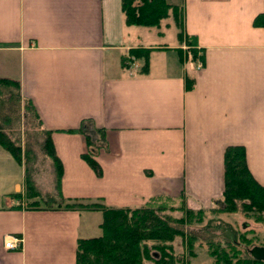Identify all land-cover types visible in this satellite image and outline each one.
<instances>
[{
  "label": "crops",
  "instance_id": "obj_1",
  "mask_svg": "<svg viewBox=\"0 0 264 264\" xmlns=\"http://www.w3.org/2000/svg\"><path fill=\"white\" fill-rule=\"evenodd\" d=\"M165 1L203 50L201 70L175 50L177 37L166 45L134 32L120 0H0V79L18 82L61 164L48 194L133 208L183 192L207 206L221 196L232 145L264 186V27L253 24L264 0ZM137 47L152 48L145 75L137 61L121 65ZM82 121L104 137L100 175L81 158L84 135L66 132ZM27 179L0 147V264H76L78 238L100 234V213L39 205ZM8 237L20 246L6 249Z\"/></svg>",
  "mask_w": 264,
  "mask_h": 264
},
{
  "label": "trees",
  "instance_id": "obj_2",
  "mask_svg": "<svg viewBox=\"0 0 264 264\" xmlns=\"http://www.w3.org/2000/svg\"><path fill=\"white\" fill-rule=\"evenodd\" d=\"M120 7L127 25L147 28H160L162 21L170 19L176 29L179 45L175 50L178 54L185 53L189 60L204 64L203 50L196 47L194 37H187L182 30L181 11L177 6L168 4L165 0H120ZM253 24L264 27V14L257 16ZM152 48H131L128 55L121 57V65L128 68L134 61L139 62L137 73H148L149 55ZM186 88H192L193 80L186 79ZM18 82L10 79H0V147L8 152L15 161L21 162L18 154L20 147L7 136L5 128L15 114L12 109H20L21 102L25 109L34 110L28 101L22 100L19 94ZM82 121L77 129L66 132H80L84 135L87 151L81 158L90 166L96 175L101 174L100 166L94 159L97 142L86 124ZM99 131V130H98ZM45 135L43 150L51 156L55 164L56 180L61 174V164L56 157L52 145L51 131H42ZM103 140V135L98 137ZM100 147H103L100 146ZM224 185L221 196L215 201L220 205L218 211L234 213L241 211L243 215L256 222H264V186L252 176L246 162L245 150L242 146H227L224 150ZM27 177V174H26ZM29 183L31 181L27 179ZM32 186V184H31ZM30 190L27 188L26 192ZM182 192L178 199L183 200ZM57 208L78 209L81 211L99 212L101 221L98 224L100 234L90 238H78L76 246V264H182V258L175 251L178 240L185 247L189 258L195 257V245L205 244L206 253L211 264H264L251 258L247 248L254 245H264V240L247 238L245 234L224 240H200L195 234L186 231L185 226L201 224L205 217L202 209L188 210L176 216L172 206L163 202L171 198L152 197L140 207H110L101 202L89 200L64 199L59 196ZM198 240V242H197ZM197 243V244H196Z\"/></svg>",
  "mask_w": 264,
  "mask_h": 264
},
{
  "label": "rangeland",
  "instance_id": "obj_3",
  "mask_svg": "<svg viewBox=\"0 0 264 264\" xmlns=\"http://www.w3.org/2000/svg\"><path fill=\"white\" fill-rule=\"evenodd\" d=\"M133 31L139 35L148 36L155 43H166V45L177 43V30L170 19L163 20L160 29L152 27H134ZM157 33H161L163 38L157 37ZM9 112L14 113L15 117L10 122H7L5 133L15 145L20 147L18 152L20 160L25 166L28 179H33L31 181L32 186L30 184V190L32 191L33 188H36L41 194L39 198L35 199L36 202L43 206L59 207L60 200L57 198V193L48 194V190H50L51 187L54 189L56 186H50L46 189V185L55 183L54 179L56 180V170L51 156L43 150V141L45 139L44 133L38 127V122L35 120L32 111L30 109H25L22 102L20 109L14 108L9 110ZM94 145L100 147L103 145V141L99 138ZM50 163L52 170L54 171L53 173L50 169ZM45 190L47 192H45ZM217 199L218 198H212L207 206H205V204L204 206H201L203 204L197 206L186 198L183 200L178 198L170 201L165 200L163 204L172 206L175 210H167L165 212H174L173 214L176 216L182 215V212H185L186 209H202L203 212H205L203 222L201 224L185 226L186 231L195 234L201 241L204 239L224 240L229 238V236L238 237L240 234H245L247 238H254L260 241L264 240V222H256L243 215L241 211L234 213L220 212L218 211L220 205L215 202ZM34 203V201L26 200L25 206H31ZM175 251L178 256L182 258V264H211L204 243L195 245L194 252L196 253V256L192 258H189L187 250L185 247L181 246V243L178 240L175 242Z\"/></svg>",
  "mask_w": 264,
  "mask_h": 264
},
{
  "label": "water",
  "instance_id": "obj_4",
  "mask_svg": "<svg viewBox=\"0 0 264 264\" xmlns=\"http://www.w3.org/2000/svg\"><path fill=\"white\" fill-rule=\"evenodd\" d=\"M246 251L251 258L257 261L264 262V246L255 245L250 248H247Z\"/></svg>",
  "mask_w": 264,
  "mask_h": 264
},
{
  "label": "built area",
  "instance_id": "obj_5",
  "mask_svg": "<svg viewBox=\"0 0 264 264\" xmlns=\"http://www.w3.org/2000/svg\"><path fill=\"white\" fill-rule=\"evenodd\" d=\"M18 242L17 239H13L12 241H6L5 247L7 248H14L16 246V243Z\"/></svg>",
  "mask_w": 264,
  "mask_h": 264
}]
</instances>
